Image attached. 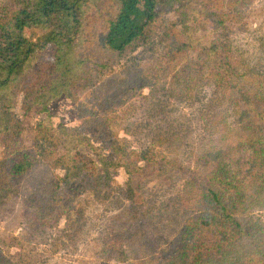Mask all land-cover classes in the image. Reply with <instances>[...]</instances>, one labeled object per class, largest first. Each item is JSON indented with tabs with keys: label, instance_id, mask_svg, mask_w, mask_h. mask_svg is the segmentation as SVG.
<instances>
[{
	"label": "trees",
	"instance_id": "trees-1",
	"mask_svg": "<svg viewBox=\"0 0 264 264\" xmlns=\"http://www.w3.org/2000/svg\"><path fill=\"white\" fill-rule=\"evenodd\" d=\"M252 2L0 0V203L21 183L35 205L31 223L54 227L68 223L85 196L118 190L126 206L102 245L107 259L144 243L148 258L138 264H264V69L248 67L226 38H215L231 17L222 9L241 20ZM206 32L212 37L203 42ZM137 50L147 55V72L112 87L113 68ZM160 84L180 104L213 86L232 109L235 125L191 165L128 146L111 120L134 89L157 92ZM19 95L24 117L45 116L28 149L15 116ZM61 97L77 105L76 127L53 126L49 106ZM110 150L112 159L104 155ZM46 165L60 171L50 183ZM119 171L124 188L113 178ZM166 188L190 210L159 225L152 196L165 197ZM161 229L165 247L156 251ZM0 264H9L1 253Z\"/></svg>",
	"mask_w": 264,
	"mask_h": 264
},
{
	"label": "rangeland",
	"instance_id": "rangeland-1",
	"mask_svg": "<svg viewBox=\"0 0 264 264\" xmlns=\"http://www.w3.org/2000/svg\"><path fill=\"white\" fill-rule=\"evenodd\" d=\"M222 11L231 17L226 20V29L218 31L219 35L215 38H226L237 58L248 67L254 66L258 71L264 69V0H253L241 20L235 18L227 7ZM168 20L172 23L174 16L170 15ZM200 36L203 42L212 37L209 32ZM155 49L159 51L157 46ZM146 61L147 55L138 50L121 60L110 74L113 76L112 87L124 88L122 82L128 73L140 76L147 72ZM168 79L169 76L165 78ZM106 80L104 78L101 82ZM156 88H159L157 92H150L148 88L134 89L119 104V108L110 113L118 136L128 146L147 148L157 157L164 156V160L183 166L191 165L200 150L210 146L212 140L216 141L225 130L235 125L231 107L213 86L203 88L202 93L194 95L189 104L175 101L169 95L166 84L157 85ZM21 98V95L17 98L15 116L23 125L21 139L24 148L28 149L33 139L34 125L45 116L31 112L24 117ZM49 111L55 127L60 123L76 127L80 123L77 105L65 97L52 102ZM58 140L57 137L56 142ZM104 155L108 159L114 158L111 150ZM42 164L46 162H41L40 168ZM143 166V163L138 165L139 168ZM44 170L49 183L60 175V171L50 165H46ZM113 178L121 188L126 186L127 176L123 171L113 175ZM9 190V196L3 197L0 203V253L9 264H138L148 258L144 243L141 244L142 249L136 246L134 251L127 250L118 258L107 259L101 253L114 222L126 206L118 190L110 195L85 196L71 212L68 223H64L63 219L54 227L31 223L29 213L35 205H30V198L21 183L11 185ZM165 190L168 191L165 197H159L162 192L152 196L157 201L152 211L161 220L159 225L167 219L177 222L180 208L185 213L190 210L183 201H172L175 195L172 189ZM258 215L264 224V210ZM166 232V229H161L159 234L154 231V244L162 245L156 251L165 247L166 240L163 242L161 237ZM148 240L151 242L152 238ZM148 252L153 254L151 250Z\"/></svg>",
	"mask_w": 264,
	"mask_h": 264
}]
</instances>
